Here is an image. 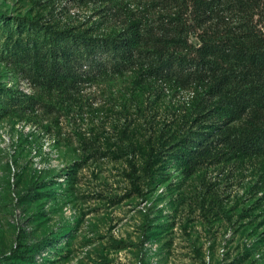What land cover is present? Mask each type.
<instances>
[{
	"label": "rangeland",
	"instance_id": "rangeland-1",
	"mask_svg": "<svg viewBox=\"0 0 264 264\" xmlns=\"http://www.w3.org/2000/svg\"><path fill=\"white\" fill-rule=\"evenodd\" d=\"M96 8L0 0V14L77 29L95 30ZM140 77L131 70L46 92L0 59V94L41 102L21 111L0 99V264H14L18 238L40 244L30 264H264V155L222 147L191 174L163 155L147 177L145 139L156 145L163 123L167 136L185 130L193 88Z\"/></svg>",
	"mask_w": 264,
	"mask_h": 264
},
{
	"label": "trees",
	"instance_id": "trees-1",
	"mask_svg": "<svg viewBox=\"0 0 264 264\" xmlns=\"http://www.w3.org/2000/svg\"><path fill=\"white\" fill-rule=\"evenodd\" d=\"M93 1L95 30L0 14V59L46 92L131 70L145 83L192 87L185 130L167 136L163 123L156 145L152 134L145 139L142 168L149 178L163 155L185 163L186 174L222 147L232 155H264V0ZM118 15L120 25L104 27ZM0 99L21 111L41 106L4 88ZM39 246L18 238L8 257L30 264Z\"/></svg>",
	"mask_w": 264,
	"mask_h": 264
}]
</instances>
